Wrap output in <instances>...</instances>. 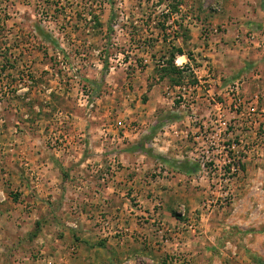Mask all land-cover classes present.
<instances>
[{
    "label": "rangeland",
    "instance_id": "374dc122",
    "mask_svg": "<svg viewBox=\"0 0 264 264\" xmlns=\"http://www.w3.org/2000/svg\"><path fill=\"white\" fill-rule=\"evenodd\" d=\"M0 264H264V0H0Z\"/></svg>",
    "mask_w": 264,
    "mask_h": 264
},
{
    "label": "built area",
    "instance_id": "2783aa9c",
    "mask_svg": "<svg viewBox=\"0 0 264 264\" xmlns=\"http://www.w3.org/2000/svg\"><path fill=\"white\" fill-rule=\"evenodd\" d=\"M176 67L179 68V69H182V65H178L177 63H176ZM235 91H236V88H235ZM101 225H102V228H101L102 231H105L107 229L106 228L107 224L102 221L101 222ZM107 236H108V234L105 235V237H107ZM165 243H167V241H165Z\"/></svg>",
    "mask_w": 264,
    "mask_h": 264
},
{
    "label": "crops",
    "instance_id": "0c3cea01",
    "mask_svg": "<svg viewBox=\"0 0 264 264\" xmlns=\"http://www.w3.org/2000/svg\"><path fill=\"white\" fill-rule=\"evenodd\" d=\"M42 188V187H41ZM52 192V193H51ZM55 192H57V190L56 191H50V194H56ZM163 218L166 220V221H168L169 223H171V219L172 218H170L167 214H163Z\"/></svg>",
    "mask_w": 264,
    "mask_h": 264
},
{
    "label": "trees",
    "instance_id": "16d2710c",
    "mask_svg": "<svg viewBox=\"0 0 264 264\" xmlns=\"http://www.w3.org/2000/svg\"><path fill=\"white\" fill-rule=\"evenodd\" d=\"M169 68H170L171 73H176L179 75L180 71L178 69H176V67H173L172 63L169 64Z\"/></svg>",
    "mask_w": 264,
    "mask_h": 264
}]
</instances>
